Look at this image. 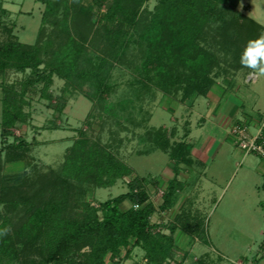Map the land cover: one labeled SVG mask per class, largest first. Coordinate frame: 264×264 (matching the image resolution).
<instances>
[{
  "label": "rangeland",
  "instance_id": "obj_1",
  "mask_svg": "<svg viewBox=\"0 0 264 264\" xmlns=\"http://www.w3.org/2000/svg\"><path fill=\"white\" fill-rule=\"evenodd\" d=\"M160 1L0 0L2 41L8 36L6 27L13 26L20 41L33 43L42 27L41 42L44 46L51 44L48 49L53 51L58 49L60 40L66 41L67 34L84 39L92 25L77 69L90 67V59L95 65L101 64L100 72L109 88L103 91L106 88H99L93 76L72 79L74 86L65 87L67 92L61 96L64 106L59 110L56 104L60 106L62 99L57 97L62 93L64 79L55 77L47 89L52 99L43 97V82L33 85L25 94L23 108L30 115L27 122L11 128L14 134L32 141V163L26 167L23 163H8L4 172H26L33 176L36 169L58 167L65 148L81 139L87 147L110 151L135 172L119 178L110 187L82 182V188L78 189L79 184L73 180L78 204L88 201L98 206L99 201L127 191V181L138 173L148 181L158 179L156 185L148 183L150 197L158 205L163 201L167 178L174 175L171 150H161L159 146L166 142L170 146L179 141L190 143L204 158L194 153L191 165H180L179 173L183 176H177L180 182L177 204L151 217L162 233L169 234L171 228L175 229L172 254L166 259L159 256L157 263H151L197 264L202 259L205 264H264L263 158L254 152H244L214 123L219 110L224 112L228 93L243 101V112L252 114L259 122L264 118V76L248 80L251 74L240 64L247 42L264 35V0H192L201 20L191 27L190 33L193 30L196 42L207 53L201 56L203 67L196 75L201 83L208 81L201 95L196 91L185 94V83L180 80L165 83L161 76V82L156 80L153 71L147 74L150 57L157 55L148 48L144 36L158 37L166 27L157 22L150 24L157 16ZM200 1L204 4H199ZM128 14L131 23L129 19L122 20ZM244 16H253L262 29L248 24ZM177 24L181 25L180 19ZM149 28L151 32L147 34ZM173 45L176 47L177 43ZM170 57L177 62L178 77L192 76L201 67L196 65L195 69L196 56L190 54ZM41 58L38 71L48 59ZM36 72L28 68L25 73L11 71L8 75V84L14 83L17 105L21 104L24 89L20 83L26 77L32 79ZM220 97L218 111L213 113L214 100ZM245 126L251 134L256 133L253 126ZM4 182L18 184L14 179ZM130 204L126 200L125 206ZM78 207L73 211L79 213ZM0 209L5 212L3 204ZM178 209L181 215L176 218ZM125 249L121 252L122 264L149 262L141 247H135L129 257L125 256ZM81 252H89V247H83ZM1 255L0 264H7L1 261ZM109 255L105 264H111Z\"/></svg>",
  "mask_w": 264,
  "mask_h": 264
},
{
  "label": "trees",
  "instance_id": "obj_2",
  "mask_svg": "<svg viewBox=\"0 0 264 264\" xmlns=\"http://www.w3.org/2000/svg\"><path fill=\"white\" fill-rule=\"evenodd\" d=\"M192 3V0L160 1L157 16L153 17L154 20L150 24L157 22L166 27L158 37L154 35L155 37L149 38L150 35L147 34L151 32L150 28L147 29V36H144L148 48L157 55L150 57L151 64L147 74L153 71L157 74L156 80L161 82V76L165 83L180 80V83H185V94L196 91L201 95L208 81L201 83L196 75L200 74L203 67L201 56L207 53L203 52L196 42L193 30L190 33L191 27L201 20L196 12L197 4ZM199 4L204 3L200 1ZM125 15L123 22L130 18V14L127 17ZM243 18L251 26L262 29L254 19L248 16ZM84 19L87 20L86 17ZM179 19L180 26L177 24ZM129 22L131 23V20ZM91 26L88 27L84 39L67 34L66 41L60 40L57 43L58 49L53 51L48 49L52 47L51 44L49 47L41 42L42 27L33 43L20 41L13 31V26L6 27L8 36L5 40H0V204H3L5 209V212L0 209V229L10 228L8 234L0 236V253L3 257L1 261H7V264L14 261L16 264H105L107 254H110L111 264H122V248H126L125 256L129 257L138 246L144 249L145 255L148 256L147 264H152L151 261L157 263L159 256L162 259L168 258L174 249L172 237L175 229L171 228L169 234L162 233L158 223L152 222L151 217L158 211H167L177 202V191H180L177 175L181 164H191L190 144L179 141L173 146H170L169 142L159 146L161 150H171L170 158L174 162L172 170L175 176L168 180L162 195L163 201L158 205L150 197L148 188V183L156 185L158 179L148 181V178L138 173L127 181V191L99 201L98 206L88 201H80L78 204L77 192L73 189L77 185L73 180L79 184L78 189L82 188V182L94 183L96 187H110L119 178L135 172L132 166L116 159L110 151L87 147L86 141L81 139L75 140L65 149L63 161L58 167L52 166L48 170L36 169L35 173H32L33 176L26 175V172H4V166L8 163H23L24 167L32 163V141L24 135L14 134L11 128L27 122L30 115L23 108L26 104L25 94L33 85L43 82V97L52 99L53 96L47 94V89L55 77L64 79L62 93L57 97L62 99L60 106L56 104L59 110L64 106L65 100L61 96L67 92L65 87L74 86L72 79L93 76L99 88H106L103 91L109 89L104 82L105 76L100 72L103 68L101 64L95 65L90 59V67L77 69L83 57L84 42L93 28ZM175 42L176 47L173 45ZM191 50L193 51L190 52ZM187 54L196 56L195 67H201L193 71L192 76L178 77L175 74L177 62L170 56L181 58ZM41 57L48 59L38 71V66L43 62ZM28 68L37 72L33 73L32 79L26 77L27 82L24 80L20 83L24 89L20 97L21 104L17 105L14 83L9 85L7 77L11 71L25 73ZM9 137H12V140H9ZM261 140H264V129H261L258 141ZM5 179L17 180L18 184L6 185ZM126 200L131 202L129 206H125ZM73 204L81 207L78 209L79 213L73 211L78 207ZM13 212L14 215L11 216ZM86 246L89 247V252H81ZM201 260L197 264H205Z\"/></svg>",
  "mask_w": 264,
  "mask_h": 264
},
{
  "label": "crops",
  "instance_id": "obj_3",
  "mask_svg": "<svg viewBox=\"0 0 264 264\" xmlns=\"http://www.w3.org/2000/svg\"><path fill=\"white\" fill-rule=\"evenodd\" d=\"M251 18L254 19L255 21H257L253 16H251ZM258 23L260 24V22H258ZM247 78H248V80L251 79V80L255 81L258 77L255 75H248ZM224 93L221 94V97L224 96ZM228 94H229V96L225 95V101L226 102L223 105L224 106V112H222V110L221 111L219 110L220 113L218 115H216L215 122H214L218 127H221L224 130L225 135H230L232 141L234 142V135L230 132V126L232 124H243V125H247V126H253L256 130L258 128L264 129V118H261V121L259 122L252 116V114H249L248 112H243V110H241V108L243 106V101L238 97L231 96L230 93H228ZM221 97L218 98L216 101L214 100L213 108H212V111H214L213 113H215V111H218L217 107H218L219 102L221 101ZM257 114H259V113H257ZM192 148L190 149V158L193 156L192 154H194V153L196 154L197 157H199L201 159L204 158V157H202L203 156L202 152L193 150ZM263 162H264V159H263ZM191 163H192V159H191ZM263 171H264V167H263ZM181 174L179 173L177 176H179ZM174 176H175V174L173 176H169L167 179L170 180ZM182 176H183V174H182ZM176 204L177 203H175V205ZM181 207H182V204L179 205V209ZM179 209H178L177 213L175 214V217H177V214L179 213Z\"/></svg>",
  "mask_w": 264,
  "mask_h": 264
},
{
  "label": "clouds",
  "instance_id": "obj_4",
  "mask_svg": "<svg viewBox=\"0 0 264 264\" xmlns=\"http://www.w3.org/2000/svg\"><path fill=\"white\" fill-rule=\"evenodd\" d=\"M240 64L251 75L264 76V35L250 39L240 56ZM10 232V228L0 229V236Z\"/></svg>",
  "mask_w": 264,
  "mask_h": 264
},
{
  "label": "built area",
  "instance_id": "obj_5",
  "mask_svg": "<svg viewBox=\"0 0 264 264\" xmlns=\"http://www.w3.org/2000/svg\"><path fill=\"white\" fill-rule=\"evenodd\" d=\"M230 132L234 135L235 144L244 150V152H254L264 159V140L258 141L261 128H258L255 134H251L245 125L232 124L230 126Z\"/></svg>",
  "mask_w": 264,
  "mask_h": 264
}]
</instances>
